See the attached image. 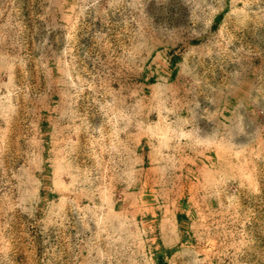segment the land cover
I'll return each mask as SVG.
<instances>
[{
	"label": "rangeland",
	"instance_id": "rangeland-1",
	"mask_svg": "<svg viewBox=\"0 0 264 264\" xmlns=\"http://www.w3.org/2000/svg\"><path fill=\"white\" fill-rule=\"evenodd\" d=\"M0 264H264V0H0Z\"/></svg>",
	"mask_w": 264,
	"mask_h": 264
},
{
	"label": "crops",
	"instance_id": "crops-1",
	"mask_svg": "<svg viewBox=\"0 0 264 264\" xmlns=\"http://www.w3.org/2000/svg\"><path fill=\"white\" fill-rule=\"evenodd\" d=\"M207 119V118H206ZM222 119L224 121H227L225 117H222ZM202 120V116H199V117H191L189 116V118L185 117V118H176L175 119V123L176 124V134L175 136H171V138L168 140V144L171 146V145H180L182 143V141L180 140L181 137L179 135V132H181L179 129V126L180 127H183L182 125L186 124L188 121L189 122H192L194 124L195 122V131H197V129L199 127L198 126V122H200ZM182 123L179 124V123ZM197 124V125H196ZM183 131V130H182ZM199 131V130H198ZM194 134V133H193ZM196 136V135H195ZM195 141L192 142L190 145L194 144L195 145ZM182 145V144H181ZM186 143H184L182 146H185ZM195 148V147H194ZM195 150V149H193ZM193 150H189V156H187V164L184 165V163H182V167L183 169H187V170H193V169H201V170H208V172L210 173V176L212 175L213 178L215 177H219V176H223L225 177V179H229V178H232L230 176H232V172L234 170H231V169H234V168H238V167H233L232 164H233V161L232 160H229L228 157H226V154L225 152L227 153H232L234 152V150L232 148H229L227 150H225V147H221V148H218V149H211L209 151H204L201 158H199V154H197L198 156H195V155H192L193 154ZM195 153V152H194ZM205 153H210L209 155H206ZM184 154V153H183ZM183 154H179L178 151L176 150H170V152H163V154H160V156L158 157L159 158V161H160V167H167V166H163L162 162H166L165 160L171 156L173 157V155H178V156H182ZM157 158V159H158ZM186 175H189L188 173H186ZM165 216H163L161 218V221H160V225H164L163 226V233H162V236L160 237L161 239V244H162V247H164L165 249H171V248H174L175 246H177L180 242V235L179 233L181 234V228H183V225H184V222L186 219H190V211H183V212H177V214L175 213V216L171 217V226H168L167 222H165V219H164ZM169 220V222H170ZM173 224V225H172ZM167 225V226H165Z\"/></svg>",
	"mask_w": 264,
	"mask_h": 264
}]
</instances>
